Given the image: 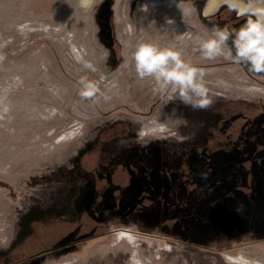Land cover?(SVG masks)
Here are the masks:
<instances>
[{
    "label": "rangeland",
    "instance_id": "374dc122",
    "mask_svg": "<svg viewBox=\"0 0 264 264\" xmlns=\"http://www.w3.org/2000/svg\"><path fill=\"white\" fill-rule=\"evenodd\" d=\"M209 2L0 0V264H227L241 252L264 264V216L227 209L222 190L174 213L135 194L129 208L95 209L136 163L160 192L162 172L214 185L230 150L264 159V73L202 56L213 25L232 31L244 19L223 0L207 12ZM140 42L172 47L202 71L211 108L169 103L139 79ZM82 80L97 85L92 97ZM152 117L168 131L140 139Z\"/></svg>",
    "mask_w": 264,
    "mask_h": 264
},
{
    "label": "clouds",
    "instance_id": "9594fccd",
    "mask_svg": "<svg viewBox=\"0 0 264 264\" xmlns=\"http://www.w3.org/2000/svg\"><path fill=\"white\" fill-rule=\"evenodd\" d=\"M260 3H264V0H260ZM223 5L237 17L244 18L243 23L232 31L213 25L210 34L199 38L200 53L208 60L223 56L226 60L246 65L251 72L264 73V7L254 6L253 0L247 3L242 0H223ZM177 6L181 9L180 4ZM140 7L143 11L147 10V5ZM167 23L171 25L174 21L168 19ZM131 55L138 78H152L155 81L154 91L162 97L167 95L169 103L178 99L194 110L211 108L213 102L203 79L204 73L185 61L179 51L172 47L161 48L150 42H140ZM81 84V95L85 98L92 97L98 91L93 82L82 80ZM140 125V139L146 136L164 138L168 131V126L156 117L142 120ZM117 236H120V232H117ZM224 258L227 264H252L242 252L225 254ZM135 264H139V261Z\"/></svg>",
    "mask_w": 264,
    "mask_h": 264
},
{
    "label": "flooded vegetation",
    "instance_id": "af4514ba",
    "mask_svg": "<svg viewBox=\"0 0 264 264\" xmlns=\"http://www.w3.org/2000/svg\"><path fill=\"white\" fill-rule=\"evenodd\" d=\"M243 20L239 22V25ZM243 124L247 125L250 118L243 116ZM247 137V134H246ZM257 138V137H256ZM222 166H227L221 178L214 185H204L200 180L189 177L184 172L170 176L162 172V187L160 192L151 187L148 182L154 178L150 173L142 171L144 164H135L128 184L110 182L101 194L96 211L105 207L129 208L134 204L131 195L135 194L148 207L150 202L158 204L161 212L183 211L185 206H195L214 191L226 192L224 203L227 209H251L259 216H264V159L244 156L237 158L231 150ZM160 166H166L160 164ZM181 171V170H180ZM151 177V178H150ZM130 196V197H129ZM127 203L124 205V203ZM131 203V204H130ZM159 206V205H158ZM149 208V207H148ZM155 210L154 208H150Z\"/></svg>",
    "mask_w": 264,
    "mask_h": 264
},
{
    "label": "bare ground",
    "instance_id": "6f19581e",
    "mask_svg": "<svg viewBox=\"0 0 264 264\" xmlns=\"http://www.w3.org/2000/svg\"><path fill=\"white\" fill-rule=\"evenodd\" d=\"M219 4V0H210L206 11L209 12L211 9H213L214 7H216ZM211 12V11H210Z\"/></svg>",
    "mask_w": 264,
    "mask_h": 264
},
{
    "label": "snow or ice",
    "instance_id": "6c2138e0",
    "mask_svg": "<svg viewBox=\"0 0 264 264\" xmlns=\"http://www.w3.org/2000/svg\"><path fill=\"white\" fill-rule=\"evenodd\" d=\"M121 235H125L124 233H121Z\"/></svg>",
    "mask_w": 264,
    "mask_h": 264
}]
</instances>
